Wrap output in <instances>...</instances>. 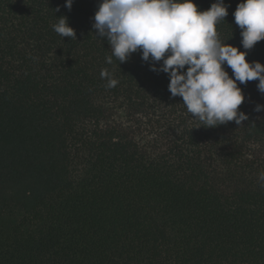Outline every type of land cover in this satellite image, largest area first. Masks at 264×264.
Masks as SVG:
<instances>
[{
	"label": "trees",
	"instance_id": "1",
	"mask_svg": "<svg viewBox=\"0 0 264 264\" xmlns=\"http://www.w3.org/2000/svg\"><path fill=\"white\" fill-rule=\"evenodd\" d=\"M98 2L0 0V264H264L258 80L237 82L243 125L202 126L166 73L97 38ZM224 2L218 38L264 64Z\"/></svg>",
	"mask_w": 264,
	"mask_h": 264
},
{
	"label": "clouds",
	"instance_id": "2",
	"mask_svg": "<svg viewBox=\"0 0 264 264\" xmlns=\"http://www.w3.org/2000/svg\"><path fill=\"white\" fill-rule=\"evenodd\" d=\"M73 3L65 0L64 7L71 11ZM228 7L224 0H215L203 11L194 0H99L90 19L93 33L107 41L120 64L139 53L151 71L166 73L171 98L182 97V104L202 126L231 121L241 126L249 115L240 110L245 95L237 82L258 80L257 89L264 94V64L249 62L247 51L218 38L216 24L225 20ZM59 11L57 7L55 12ZM233 16L241 29L243 49L250 50L264 40V0H241ZM52 27L62 37L76 39L66 16L58 17ZM106 61L111 64L112 57ZM225 65L232 70L231 76ZM101 77L107 78L108 88L118 83L107 69L101 71ZM253 111L261 113L264 104L256 103Z\"/></svg>",
	"mask_w": 264,
	"mask_h": 264
}]
</instances>
